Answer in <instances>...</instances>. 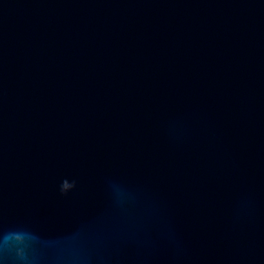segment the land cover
<instances>
[{
  "label": "water",
  "instance_id": "1",
  "mask_svg": "<svg viewBox=\"0 0 264 264\" xmlns=\"http://www.w3.org/2000/svg\"><path fill=\"white\" fill-rule=\"evenodd\" d=\"M0 264H264V0H0Z\"/></svg>",
  "mask_w": 264,
  "mask_h": 264
},
{
  "label": "clouds",
  "instance_id": "2",
  "mask_svg": "<svg viewBox=\"0 0 264 264\" xmlns=\"http://www.w3.org/2000/svg\"><path fill=\"white\" fill-rule=\"evenodd\" d=\"M74 186V182L69 183L68 180H64L61 186V191L66 193L69 189H72Z\"/></svg>",
  "mask_w": 264,
  "mask_h": 264
}]
</instances>
